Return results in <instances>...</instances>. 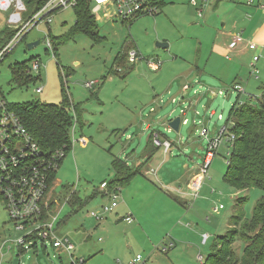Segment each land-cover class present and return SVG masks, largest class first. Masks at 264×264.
I'll list each match as a JSON object with an SVG mask.
<instances>
[{"label":"rangeland","instance_id":"rangeland-1","mask_svg":"<svg viewBox=\"0 0 264 264\" xmlns=\"http://www.w3.org/2000/svg\"><path fill=\"white\" fill-rule=\"evenodd\" d=\"M165 1L168 2V0ZM181 1L182 6L171 7V18L172 16L177 17L178 24L184 22L187 24L190 20L197 22V15L201 16L204 10L203 7L200 8L203 0H196L197 6L192 5L191 0ZM161 10L162 12L155 16H142L133 22L97 20L98 36L100 37L97 42L82 33H77L68 41L58 45L56 50L53 47H48L47 43L28 49L29 42L40 37L48 38V36L52 40V37L65 34L74 25L75 12L73 9L67 8L53 15V22L49 27L46 24H40L37 28L27 32L25 37L0 62V91L9 103L39 100L59 104L63 98V87L71 102L82 111L80 124L76 117H73V125L70 130L72 148L59 164L56 179L50 189H52L51 195L55 194L52 199V201L55 200L56 221L54 227L61 237H68L74 244V254L77 257H84L85 263L83 264H128L136 254L142 256L144 262L141 264H199V258L206 257L214 241L215 236L213 235L206 246L200 244L201 247L199 242L198 247L194 248V253L189 251L186 245L181 247L179 244L167 248L166 251L163 248L169 244L170 237L164 235L167 241L165 242L164 238L160 239L159 243L155 245H159L157 248L159 251H154L155 254L149 256V251L153 248L149 246L148 248L151 249H148L145 244L159 239L157 229L163 231L177 214L184 212V208L190 209L187 204L163 202L156 205V208L153 207L147 216L144 229L145 233L152 235L151 239L143 235L144 233L140 234L136 230H130V225L124 221L112 222L107 218L100 222V224L106 225L105 229H102L103 226L99 228L97 226L96 229L89 230L96 221L85 217L89 203L101 198L99 194L95 195L100 184L105 180L110 181L114 175L111 171L112 161L115 158L122 161L132 158L130 155L135 151L139 154L142 147L145 148V140L152 130L159 132L160 139L166 137L170 142H174L172 150L175 153L171 158L172 166L175 167L182 161L191 158L195 159L196 165H200L208 141L216 137L224 126L225 119L237 96V91L233 90L230 84H222L217 87L218 90L223 91L222 94L213 98L202 96L201 102L189 112L187 104L172 103L168 100L169 94L165 93L162 95L165 103L160 108H156L157 111L150 112V104H148L147 110L144 108V112L140 113V127L137 132L135 129H131L123 133L120 126L114 127L117 123L122 125L133 113H136L135 109L146 101L148 89L163 88L162 86L165 85V80L169 76V73L166 74V67L170 58L180 56L179 54L185 49L181 48L171 36L172 31L167 22L160 19L163 14H166V7L162 6ZM157 27L165 28L164 33L171 41V43L167 42L166 49L158 48L155 45L156 42H162L155 38L154 30ZM6 30H8L6 15L0 13V46L5 40L4 32ZM191 30V38L196 39L197 34L194 33V29L191 28ZM125 47L137 49L142 56L133 64L134 66L126 61L122 64ZM185 56L186 53L178 58L182 59ZM145 58H158L161 61L160 70L149 69ZM34 59L40 62L39 70L31 68ZM25 61H32L30 73L37 76V81L34 85L27 87L12 88L9 83V67L14 62ZM257 68L258 76L261 78L260 82L264 83V58L258 62ZM252 73L254 76L256 75L255 72ZM86 82H92V87H87ZM39 86L42 87V91L37 93L35 88ZM218 90L215 89V91ZM259 96L260 90L258 87H253L240 98L243 102L251 98L252 103L255 104ZM195 97L194 94L193 98ZM183 110L189 112V115H183L181 112ZM211 110L215 112L213 115H210ZM218 114H221L222 119L217 118ZM179 115L181 118L187 117V123H181L179 131L175 132L169 129L167 122L168 119ZM147 121L151 122L150 129H144ZM107 124L110 125L107 126ZM202 127L208 131L206 137L199 134ZM117 130L120 132L118 136L115 134ZM127 133L133 135L131 140L127 138ZM81 134L90 140L84 150H80L78 143L73 142V138H77ZM181 139L182 141H180ZM183 143H185V147L179 153L177 147L183 146ZM227 158V146L224 143L218 147L209 166L207 177L202 184V190H200L202 193H206V205H208L207 211H203L202 223L208 222L216 229V235L226 232L228 221L235 212L234 205L237 198L246 196L243 208L245 216L250 218L257 201L264 194V190L260 188L253 187L242 191L225 182L223 177L227 170ZM168 166L170 165L166 164V167ZM59 181L61 183L57 184ZM76 197L80 199L76 201L79 202L77 204L74 202ZM119 199L118 197L116 201L118 202ZM80 202L84 205L81 206ZM220 204L222 208L218 212L213 211V206ZM164 209L166 211L162 212ZM109 213L105 212L102 215H109ZM165 213L166 218L164 219ZM207 216L208 220H206ZM185 221L186 219H183L179 221V224H184ZM191 222L189 229L200 225V221L194 222L197 225ZM175 229L177 233L182 227L178 225ZM20 234H24V232L15 229L5 208V202L0 200V238L11 242L17 239ZM98 237H101V241L98 240ZM108 239L109 241H107ZM241 246L240 242L234 245L238 254L242 251ZM99 249L103 252H96ZM37 251V254L34 251L24 252L21 256L17 252L11 251L4 262L9 263L11 258L13 261L15 259L12 264H70L68 253L61 248L48 245L43 250L39 244Z\"/></svg>","mask_w":264,"mask_h":264},{"label":"crops","instance_id":"crops-1","mask_svg":"<svg viewBox=\"0 0 264 264\" xmlns=\"http://www.w3.org/2000/svg\"><path fill=\"white\" fill-rule=\"evenodd\" d=\"M161 1L163 2V6L166 7V14H163L160 19L167 22L172 31L171 36H173L175 41L179 43L181 48L185 49L179 54L180 56H173L170 58L169 64L166 67V74L169 73V76L165 80V85L162 86L163 88L148 89L146 101L135 109L136 113H133L122 125L117 123L116 126H114H120L121 132L123 133L124 131H130L131 129H135L137 132L140 127V113L144 112V108L147 110L146 106H148V104H150V112L157 111L156 108H160L162 104L165 103V100L162 97L165 93L167 95L169 94L168 100L172 103L187 104V111L190 112V110H194L196 105L201 102L202 96L213 98L218 95V92L221 90H218L217 87H220L222 84L231 85L236 82L243 85L245 91H247L251 90L253 87H259L261 83V78H256L249 66L251 65L252 57L254 55L260 54V60L264 58V0H208L207 2L205 1V3L201 2L202 5L200 8L203 7L202 9H204L202 15H197V22H191L190 20L187 24H184L186 22L178 24L176 22L177 17L172 16L171 18L170 16L171 7L182 6L181 0H168V2L165 0ZM191 28L194 29V33L198 36L196 39L191 38ZM164 31L165 28L160 29L157 27V29L154 30L155 38L159 39V41L171 43ZM236 33H240L245 40L253 41L256 45V50H250L244 44H241L236 48H231L229 44L232 36ZM183 42L186 43L184 44ZM185 53V58L179 59ZM147 59L149 58H146L145 62ZM186 85H190V87L186 89ZM157 89L159 90L156 91ZM215 89L218 91H215ZM190 90L191 92H189ZM194 94L196 96L195 98H193ZM183 111V115H189V112L185 110ZM182 119L187 121V117ZM108 125L110 124H107V126ZM150 125L151 122L147 121L144 125V129H150ZM155 132V130H152L148 135L145 140V148L144 146H141L142 149L139 154L134 150L135 152L130 155L132 158H126L124 160L132 168H137L139 173L132 176L128 183L119 189L118 197L120 199L116 207L110 211L109 215H103L100 221L89 216L91 210L110 203L108 195L102 196L98 192L101 198L95 202L89 203L87 206L89 209L86 210L85 217L96 221L89 230H94L97 226L98 228L103 226L102 229H105L106 225L103 223L102 225L100 222L104 218H107V220L110 219L112 222L124 221L130 225V230H136L140 234L144 233L143 235L151 239L152 235L150 233H145L144 229L145 221L148 219L147 216L151 213L153 207L156 208V205L163 202H166L167 204H170V202L187 204L190 209L187 210L184 208V212L182 211L180 214H177L173 221L168 223V226L163 231L157 229L159 232L157 233L159 239L155 242L151 240L152 243H147L145 245L147 248L149 246L153 248H148L151 249V251H149V256H151L155 254L154 251H159L157 250L159 245H155L159 243L160 239L164 238V241L166 242L167 239L165 236H168L170 237V242L169 244L167 243L168 249L178 244L181 247L186 245L188 250H191L194 253V248L198 247L199 242V245L202 244L206 246L208 240L212 238L213 235L216 236V229L209 225L208 222L205 224L202 223L203 211H207L208 205H206V193L204 194L200 191L202 190L204 180L198 169L199 164L196 165L194 161L195 159L191 158L179 163L181 166H172L171 158L175 153V151L172 150L174 142L171 141V146L166 151L162 146L157 147L155 144L153 145V139L155 136L161 141L165 139L167 140L166 137L160 139L158 137L159 132ZM119 133V130H117V133L115 134L118 136ZM132 136L133 135L127 133L128 139L131 140L133 138ZM106 141H108V139H106ZM180 141H182V139ZM73 142H77L80 150H84L89 145L90 140L87 136L81 134L79 137L73 138ZM184 147L185 143H183V146L181 145L180 147H177L179 153L183 151ZM147 149H149V151H147ZM166 164L170 165L171 168H168L170 166L166 167ZM111 171L114 173L113 169ZM105 182L107 181L105 180L100 184L99 188L101 190L105 188ZM59 183L61 182L59 181L57 184ZM51 191L52 189H50L48 199L50 204L54 203L55 205V200L52 201L55 194L53 193L51 195ZM195 194H197L196 197ZM214 207L216 206H213V209ZM165 211L166 209L162 210V212ZM52 213H54V206ZM127 215H131L133 219L130 223L124 220ZM165 218L166 213L164 215V219ZM183 219H186L184 224H179V221ZM208 219L207 216L206 220ZM190 221H192V224H196L200 221V225L196 224V227L189 229V226L191 225ZM177 224L181 225L182 229L180 232L176 233L175 228L178 226ZM56 233L61 237L57 231ZM205 234L207 235L206 239L203 238V235ZM98 240L101 241V237H98ZM5 241V238H0V244H3ZM107 241H109V239ZM8 242V245L11 246V248L7 249V243L5 244L6 247H3L1 264H12L15 261V259L13 261L10 258L9 263L4 262L6 256L11 254V251L14 252V248L16 247L13 245L12 241L10 242L8 240ZM170 244L172 245L169 246ZM30 251H34L35 254L38 252L33 248ZM99 251L100 253L103 252L101 249L96 252ZM15 252L21 256V254L28 251L16 247ZM73 255L77 257L74 254V251ZM198 256L202 257L201 255ZM134 257L130 259L128 264H131V260ZM82 259L83 263H85L84 257H82Z\"/></svg>","mask_w":264,"mask_h":264},{"label":"built area","instance_id":"built-area-1","mask_svg":"<svg viewBox=\"0 0 264 264\" xmlns=\"http://www.w3.org/2000/svg\"><path fill=\"white\" fill-rule=\"evenodd\" d=\"M27 0H0V13L6 15V27L14 29V35L0 46V62L10 53L20 40L33 28H37L40 24H46L48 27L53 22V15L67 8L74 9L81 2L86 3L89 11L94 19H104L109 22H132L141 16L151 15L160 11L157 0H45L32 13L28 11ZM251 1V0H250ZM192 5H196V0H191ZM45 43L52 48L50 37H45ZM244 44L250 50H256V45L251 40H245L240 33L232 36L230 47L236 48ZM142 56L135 49H129L127 52V61L130 64L136 63ZM260 54L252 57L251 69L256 71V64L259 61ZM149 69L156 71L161 66V61L157 58L146 60ZM39 63L33 61L32 70L39 69ZM92 82H86L87 87H92ZM190 85H186L188 89ZM231 88L237 91L240 97L246 94L245 88L239 83H234ZM35 91L40 93L42 87H36ZM219 91L218 94H222ZM241 100V98L239 99ZM241 102V101H240ZM184 113V111H181ZM215 112L211 110L210 115ZM218 119H222L221 114L217 115ZM187 121L181 118V123ZM207 129H200V136H207ZM233 135L228 132L226 125L221 128L216 137L208 141L202 162L199 165V171L203 180L207 177L209 166L220 145L232 141ZM156 146H162L165 151L171 146L169 140H159L155 136L153 139ZM64 156L62 150L56 151L50 159L41 156L38 145L33 141L21 122L19 116L9 107L6 98L0 95V192L4 196L5 207L7 209L10 220L14 223V227L20 234L14 241L13 245L20 247L24 251H30L32 244L65 250L70 257V264H82L81 257L73 255L74 245L66 237H59L56 233L54 223L56 214L49 210V192L48 176L50 170H56L59 166V160ZM105 187V185H104ZM105 190V188H103ZM119 188L108 194L110 203L101 205L97 209L89 212V216L100 221L103 217L102 213L110 212L117 205ZM106 193V190H105ZM197 194H195V197ZM222 205L214 207L213 211L218 212ZM44 214L47 217H44ZM130 223L133 219L131 215L124 218ZM206 239L207 235H203ZM8 245V240L0 244V264L3 256V247ZM170 244L169 246H171ZM11 246L8 245L7 249ZM166 245L163 250H166ZM7 252V251H6ZM200 260V258H199ZM144 260L140 254L135 255L131 260V264H141Z\"/></svg>","mask_w":264,"mask_h":264},{"label":"trees","instance_id":"trees-1","mask_svg":"<svg viewBox=\"0 0 264 264\" xmlns=\"http://www.w3.org/2000/svg\"><path fill=\"white\" fill-rule=\"evenodd\" d=\"M205 1L208 0H203V2ZM44 2L45 0H27L28 11L32 13ZM157 3L160 11L153 16L162 12L163 2L157 0ZM73 10L76 15L74 25L65 34L50 39L55 50L58 45L68 41L77 33H82L95 42L100 40L96 20L86 3H79ZM14 33V29L6 30L3 44ZM129 49L125 47L122 64L125 61L128 62L127 52ZM34 61H37L40 65L38 60L34 59ZM31 62H14L10 65L9 83L12 88H23L36 83L37 76L30 73ZM257 64L256 78L259 77ZM258 89L260 90V96L255 104L252 103L251 98L243 102L239 100L240 95H237L224 123L228 132L233 135V139L226 143L228 158L226 161L227 170L223 179L232 187L242 191H247L253 187L264 190V83L261 82ZM0 95L4 97L1 91ZM62 97V102L59 104L39 100L14 104L8 102L9 107L19 116L33 141L37 143L43 158L50 159L56 151L62 150L64 156L59 160V164L72 148L70 130L73 125V117H76L77 122L81 121L82 112L78 106L71 102L63 87ZM57 169L50 170L48 187L55 180ZM112 169L114 171L112 179L105 182L106 193L99 188L95 195H98V192L102 196L108 195L116 188L120 189L125 186L132 176L139 173L137 168H132L125 161L118 158L112 161ZM0 200L4 201L1 192ZM77 200H79L78 197L74 199V202ZM245 200L246 196L236 199L235 212L228 221L226 232L214 237L210 250H208L205 258L200 259L199 264H264V194L257 201L250 218L245 216L243 208ZM83 205L81 204V206ZM53 206L54 203L49 205L51 212ZM44 217H47V215L44 214ZM237 242L242 244L240 254L236 252L234 247ZM31 247L34 250L38 248L36 243L32 244ZM42 249L45 250L46 248L42 247Z\"/></svg>","mask_w":264,"mask_h":264},{"label":"water","instance_id":"water-1","mask_svg":"<svg viewBox=\"0 0 264 264\" xmlns=\"http://www.w3.org/2000/svg\"><path fill=\"white\" fill-rule=\"evenodd\" d=\"M45 43V37H40L38 39H36L35 41L29 42L27 44L28 49H31L35 46L38 45H42ZM156 47L158 48H162V49H166L168 47V43L167 42H156ZM181 124V116H175L173 118H171L170 120H168L167 122V126L169 127V129L178 132L179 131V126Z\"/></svg>","mask_w":264,"mask_h":264}]
</instances>
